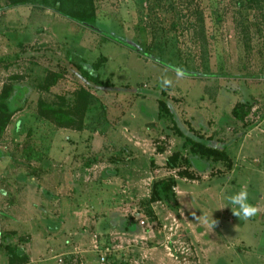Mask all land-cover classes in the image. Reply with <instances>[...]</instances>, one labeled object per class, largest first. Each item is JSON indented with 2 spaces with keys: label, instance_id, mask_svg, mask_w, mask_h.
<instances>
[{
  "label": "rangeland",
  "instance_id": "1",
  "mask_svg": "<svg viewBox=\"0 0 264 264\" xmlns=\"http://www.w3.org/2000/svg\"><path fill=\"white\" fill-rule=\"evenodd\" d=\"M32 1L0 9V92L30 89L0 129V264H264V0Z\"/></svg>",
  "mask_w": 264,
  "mask_h": 264
},
{
  "label": "trees",
  "instance_id": "2",
  "mask_svg": "<svg viewBox=\"0 0 264 264\" xmlns=\"http://www.w3.org/2000/svg\"><path fill=\"white\" fill-rule=\"evenodd\" d=\"M248 2H252L254 0H247ZM237 2L240 4L241 0H237ZM25 3H30V4H34L36 3L35 1L32 0H9L6 4H4L3 6H0V9H4V8H8V7H12L15 5H20V4H25ZM42 5H46L49 6L51 8H53L54 10L63 13L64 15L72 18L73 20L85 24V25H89V26H94L95 25V21L97 20L95 18V16L92 13H81V12H75V11H62L61 10V6L59 4V1H55L54 5H51L47 2H43L40 3ZM241 6V4H240ZM82 70V76L88 80V81H93L95 83V85L99 88H109L110 84L109 82H107V79L103 80L100 79V77L98 75H92L91 73H89L84 67H80ZM55 81V78L53 77L52 79V83ZM50 85H47L45 87H43V90H48ZM111 87V86H110ZM29 88L26 85H17L16 84H10L8 85L2 92H0V129L5 125V123L9 120V118L15 114L17 111H19L25 103L26 97L29 93ZM253 101L251 100H247V99H243V100H239L237 105L234 106L232 113L233 116L236 120L241 119L244 115H246L250 109V107L252 106ZM161 104V110H165L167 111V106L165 104L164 101L160 102ZM45 114H49L50 111L48 110H42ZM264 116V115H263ZM74 117L76 118V116H74L73 114L70 113H66L64 112L63 115V125L66 127H70L71 124H73L74 121ZM78 120H81V115L79 117ZM21 126L16 125L15 126V131L18 133L19 131H21ZM28 133H31V130L28 129L27 130ZM209 151L211 152H216L217 150L214 148H208ZM166 184L164 183L163 186H165Z\"/></svg>",
  "mask_w": 264,
  "mask_h": 264
},
{
  "label": "clouds",
  "instance_id": "3",
  "mask_svg": "<svg viewBox=\"0 0 264 264\" xmlns=\"http://www.w3.org/2000/svg\"><path fill=\"white\" fill-rule=\"evenodd\" d=\"M173 70L175 71L178 79L183 78L186 75L185 70L181 67H175ZM171 83L172 81L167 77L161 78V84L163 87L167 88L171 85ZM229 201L231 205L237 206L238 210L236 212H233V214L237 217L242 216L244 219H250L253 216L257 215V213L260 211L257 206L252 205L248 202L247 190L243 188L237 193L231 195L229 197ZM204 222L210 229H213L214 225L216 224V221L213 219L211 223H209L208 219L205 218Z\"/></svg>",
  "mask_w": 264,
  "mask_h": 264
},
{
  "label": "built area",
  "instance_id": "4",
  "mask_svg": "<svg viewBox=\"0 0 264 264\" xmlns=\"http://www.w3.org/2000/svg\"><path fill=\"white\" fill-rule=\"evenodd\" d=\"M141 223H143V221H141ZM103 260H104V257L102 256V257H101V261H103Z\"/></svg>",
  "mask_w": 264,
  "mask_h": 264
},
{
  "label": "flooded vegetation",
  "instance_id": "5",
  "mask_svg": "<svg viewBox=\"0 0 264 264\" xmlns=\"http://www.w3.org/2000/svg\"><path fill=\"white\" fill-rule=\"evenodd\" d=\"M92 28H96V27H94V26H91Z\"/></svg>",
  "mask_w": 264,
  "mask_h": 264
}]
</instances>
